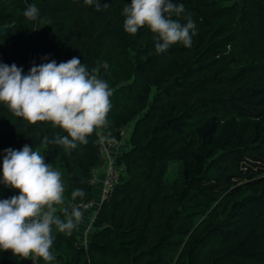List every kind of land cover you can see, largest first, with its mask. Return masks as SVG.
I'll return each instance as SVG.
<instances>
[{"label":"trees","instance_id":"16d2710c","mask_svg":"<svg viewBox=\"0 0 264 264\" xmlns=\"http://www.w3.org/2000/svg\"><path fill=\"white\" fill-rule=\"evenodd\" d=\"M130 2L0 0V62L27 72L46 55L78 56L112 90L107 124L70 153L51 142L66 135L59 126L0 103V160L5 148L40 150L62 172L61 217L96 201L88 241L53 226L56 264H264V0H175L185 11L173 18L189 16L197 34L164 53L147 26L123 30ZM32 3L38 21L22 14ZM110 142L126 145L107 152L116 173L101 200L92 178ZM18 191L0 184V199ZM0 264L18 261L5 251Z\"/></svg>","mask_w":264,"mask_h":264},{"label":"clouds","instance_id":"9594fccd","mask_svg":"<svg viewBox=\"0 0 264 264\" xmlns=\"http://www.w3.org/2000/svg\"><path fill=\"white\" fill-rule=\"evenodd\" d=\"M85 5L99 7L101 0H83ZM184 3L175 0H131L122 11V28L135 35L143 26L154 34L155 51L166 52L172 45L191 47L197 34L196 22L189 16L180 17ZM40 9L35 3L23 10L29 21H38ZM112 90L107 81L91 74L78 56L57 63L46 55L39 64L33 63L27 72L15 63L0 62V103L14 116L27 121H51L66 135H57L52 143L63 146L66 153L86 144L87 136L107 124L111 109ZM47 142L48 138L45 137ZM0 184L19 190L0 199V252H10L20 260L42 258L46 264L55 260L52 252L57 232L71 235L83 220L79 207L59 210L64 204L62 172L45 162V156L33 146L5 148L0 160ZM73 196H83L76 189Z\"/></svg>","mask_w":264,"mask_h":264},{"label":"rangeland","instance_id":"374dc122","mask_svg":"<svg viewBox=\"0 0 264 264\" xmlns=\"http://www.w3.org/2000/svg\"><path fill=\"white\" fill-rule=\"evenodd\" d=\"M116 146V145H115ZM115 146H111V145H109L108 147H106V150L108 151V152H115V150H116V148H115ZM121 146H123L122 144L121 145H119L118 146V148H117V151L118 150H120V148H121ZM104 154H106V152L104 153ZM100 171H99V173H98V171H96L95 173H94V177L92 178L93 179V185H94V187H93V191H94V193L96 194V195H100V191H103V186L102 185H100L99 187L96 185L97 184V182H98V180L99 181H101L102 182V184L103 185H105V180H106V178H107V176L109 175V174H111L112 172H113V169H112V167H109V165H108V163H106L105 161H104V163H103V165H102V168H100L99 169ZM175 170H176V165H175V163H170L169 164V166H168V169H167V171H166V176L168 177V178H173V175L175 174ZM97 173H98V175H97ZM98 176H102V178L101 179H99V177ZM95 209V206L94 207H92V208H90L89 210H94ZM84 223V222H83ZM87 227H88V225H86ZM79 227V226H78ZM86 227V228H87ZM84 229V228H83ZM87 231V229H85V231L82 233V238H83V241H85V239H86V235H87V233L89 232H86ZM91 231V230H90ZM84 235V236H83ZM54 264H56V261H55V263Z\"/></svg>","mask_w":264,"mask_h":264},{"label":"built area","instance_id":"2783aa9c","mask_svg":"<svg viewBox=\"0 0 264 264\" xmlns=\"http://www.w3.org/2000/svg\"><path fill=\"white\" fill-rule=\"evenodd\" d=\"M104 143L105 142H101L98 144L99 149H101L103 147ZM115 143L116 142H110L108 145L115 146ZM105 152H106V154H104L103 151H102V153H100V158H101V160L108 163L109 167H112L113 172L107 176V178L105 180V185L101 184L104 187L103 191H100L101 193L99 195V198L101 200L106 198L107 195L109 194V192L111 191L112 181H113V178L115 177V173H116V169L114 166L115 160L112 158V156L107 154V151H105ZM102 165L103 164H101L99 166V168H102ZM71 205H72V207H79L81 210H87V209L94 207L96 205V201L95 202H93V201L79 202V203H73ZM31 260H33V258H31Z\"/></svg>","mask_w":264,"mask_h":264},{"label":"crops","instance_id":"0c3cea01","mask_svg":"<svg viewBox=\"0 0 264 264\" xmlns=\"http://www.w3.org/2000/svg\"><path fill=\"white\" fill-rule=\"evenodd\" d=\"M122 145H123V143H122ZM126 144H124L123 146H125ZM107 151V150H106ZM115 151H117V149L115 150ZM108 152V151H107ZM108 153H110V154H114V152H108ZM99 171L100 170H98V173H99ZM98 173H97V175H98ZM99 177V179H101L102 178V176H98ZM102 184V182L101 181H99L98 180V182H97V186L99 187L100 185ZM98 196V195H97ZM98 198V197H97ZM97 198H95V199H97ZM82 212H83V220H82V222H81V224L79 225V227H78V237L80 238V241H82L83 240V238H82V233L85 231V229H87V231L86 232H88L89 230H88V227L86 226V225H88L89 226V223H90V216H91V210H89V209H87V210H82ZM84 222V223H83ZM87 227V228H86ZM84 228V229H83ZM84 236V235H83ZM86 237V239L85 240H87L88 241V237H90V231L87 233V235L85 236ZM52 252H53V255L55 256V252L52 250ZM33 258V260H31V258L30 259H25V261H24V263L23 264H46V262L42 259V258H40V257H32ZM55 263V260L54 261H52V262H49V264H54Z\"/></svg>","mask_w":264,"mask_h":264},{"label":"water","instance_id":"95a60500","mask_svg":"<svg viewBox=\"0 0 264 264\" xmlns=\"http://www.w3.org/2000/svg\"><path fill=\"white\" fill-rule=\"evenodd\" d=\"M10 26V24H5L0 26V35Z\"/></svg>","mask_w":264,"mask_h":264}]
</instances>
